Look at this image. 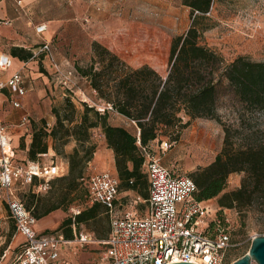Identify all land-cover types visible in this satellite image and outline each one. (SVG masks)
Instances as JSON below:
<instances>
[{
  "label": "trees",
  "instance_id": "16d2710c",
  "mask_svg": "<svg viewBox=\"0 0 264 264\" xmlns=\"http://www.w3.org/2000/svg\"><path fill=\"white\" fill-rule=\"evenodd\" d=\"M213 2L180 0L189 8L190 23L185 32L171 36L163 58L158 55L160 44L155 36L139 37L145 41L136 45L130 32L119 31L108 40L91 42L89 62L75 64L73 69L77 80L85 79L96 98L110 105L111 110L100 112L80 101L79 111L65 98L63 110H53L55 123L50 129L43 118L41 124L31 122L26 152L29 161H37L38 156L47 153L50 139L55 143L62 139L65 144L72 137L77 143L65 156L67 174L51 181L49 198L42 208L39 195L30 194V202L38 204L31 211L36 218L66 209L78 185L85 191L80 178L96 148L90 140L91 129L100 128L106 147L113 152L119 189H132L147 198L142 148L163 136L177 141L196 118L218 122L223 138L213 161L189 173L196 184L193 196L201 201L216 198L219 211L234 209L241 217L254 209L264 211V60L246 55L226 60L204 43V33L212 26L208 15ZM10 54L21 60L33 57L30 50L17 46ZM9 94L11 98L13 94ZM222 106L231 117L223 119ZM110 111L129 120L132 130L112 124ZM19 145L24 148V143ZM53 149L59 151L54 144ZM231 173L242 174L240 185L225 190ZM26 208L30 209L29 203ZM103 211L101 205L94 204L76 215L75 221H95ZM217 219L223 225V218ZM70 223L68 216L58 229L66 237L72 236ZM106 234L107 229L97 235Z\"/></svg>",
  "mask_w": 264,
  "mask_h": 264
},
{
  "label": "rangeland",
  "instance_id": "374dc122",
  "mask_svg": "<svg viewBox=\"0 0 264 264\" xmlns=\"http://www.w3.org/2000/svg\"><path fill=\"white\" fill-rule=\"evenodd\" d=\"M9 1L16 6L21 24L16 27L10 17L0 15V52L10 53L12 44L17 42V39L12 37L15 31L21 41H28L31 35L35 34L36 24L47 23L48 31L45 36L51 40L56 62L65 68H74L75 64L86 65L91 56V42L108 40L119 31L130 32L131 40L136 45L145 41L139 37L155 36L160 44L158 55L163 58L171 36L185 32L190 23L189 8L181 5L180 0H21V5L18 4V0ZM208 16L212 26L204 33V43L219 52L226 60H231L237 55L264 60V0H214ZM85 18L88 19L87 22H84ZM40 42L41 39L38 38V42L34 44L33 59L21 67L26 89L25 95L19 98L21 106L12 107L9 91L2 90L7 98L0 108V118L12 140L17 137L19 143H24V146L31 138V122L41 124L40 119L43 118L46 127L50 129L55 123L53 110L62 111L65 98H69L79 111L82 110L80 101L83 99L97 110L105 105L96 98V92L90 90L85 79L77 80L74 93L65 90L54 75L49 61L43 54L38 53ZM10 70L12 67L0 74L7 75ZM220 114L223 119L232 116L224 106L221 107ZM22 116H26L27 122L21 126L19 124ZM110 122L132 130L133 124L129 120L112 111ZM222 138L223 132L218 122L196 118L182 131L177 141L166 136L161 138L166 139L171 146L163 153H158L160 162L171 174L190 177V172L213 161L221 148ZM99 139L97 131L91 129L90 140L98 145ZM62 142V139H58L56 143L51 141L59 151L42 154L38 156L37 161L43 163L52 161L60 168L68 169L65 156L77 143L72 137H68L65 144ZM16 149L17 158H23V152L20 151L23 148L19 145ZM155 151L157 152V149ZM94 169L99 168L93 164L92 169L88 170ZM241 176V173H231L227 178L225 190L238 187ZM134 193L138 194L136 191L131 192ZM16 194L26 206L27 203H32L29 197L31 193L26 188L18 187ZM48 194L49 191L39 194L41 208L49 198ZM84 195L85 191L78 185L77 194L70 195L73 198L71 204L66 209L51 212V231L61 228L62 220L69 216L70 206L82 203ZM210 203L215 217L223 218V226L230 233L232 246L227 250V261L231 263L247 252L254 236L264 235V211L254 209L241 217L234 209L219 211L216 198H211ZM141 204L143 207L144 203ZM37 207L38 204L35 203L34 210ZM82 224L87 230L94 231L96 239H99L105 237H99L97 234L108 227L109 219L107 214L101 213L95 221ZM15 235V224L9 215L8 205L2 200L0 264H14L19 245L21 247V243L19 244L21 237ZM102 248L103 244L99 242L92 252L97 256Z\"/></svg>",
  "mask_w": 264,
  "mask_h": 264
},
{
  "label": "built area",
  "instance_id": "2783aa9c",
  "mask_svg": "<svg viewBox=\"0 0 264 264\" xmlns=\"http://www.w3.org/2000/svg\"><path fill=\"white\" fill-rule=\"evenodd\" d=\"M87 21L85 18L84 22ZM46 30V23L35 26L39 34ZM38 53L49 61L65 90L77 88L74 69L56 62L50 41L43 40ZM12 65L9 54L0 52V71L9 70ZM21 69H15L5 80L0 79V91L9 89L13 94L10 102L15 108L21 106L19 98L26 93ZM81 101L88 103L86 99ZM104 109L111 110V106L103 105L98 111ZM21 122H27L26 116ZM170 146L166 139H161L142 148L143 171L148 183L146 199L129 194L123 199L119 196L116 175L108 170L90 172L80 178L86 189L84 200L69 208L72 236L66 237L61 230L38 233L35 216L16 191L18 187L29 186L36 193L47 192L51 181L63 175L64 169L52 161L16 162L10 135L0 118V190L16 231L24 237L15 264H77L75 257L78 253L96 242H101L103 248L90 264H230L227 250L232 242L227 228L215 217L206 201L193 196L196 184L189 176L171 174L160 162L158 153H163ZM141 202L146 204L144 215H140L137 209ZM94 204L103 206L109 219L108 235L101 240L96 239L93 232L79 229L75 221L76 215ZM64 250H68L69 255Z\"/></svg>",
  "mask_w": 264,
  "mask_h": 264
},
{
  "label": "crops",
  "instance_id": "0c3cea01",
  "mask_svg": "<svg viewBox=\"0 0 264 264\" xmlns=\"http://www.w3.org/2000/svg\"><path fill=\"white\" fill-rule=\"evenodd\" d=\"M19 5H21V4H19ZM0 15H2V16H8V17H10L11 19H12V23L14 24V26H18V25H20L21 24V20H20V16H17V12H16V6L11 2V1H7V0H0ZM39 24V23H38ZM47 24V23H46ZM37 25V24H36ZM35 25V26H36ZM35 26H34V31H35ZM47 31H48V26H47V30L45 31V32H43V33H41V34H39V33H37L36 31H35V34H32L31 35V38L30 39H28V41L27 40H24V41H21V39L18 37V35H17V33H16V31H15V33L13 34V39H17V42H14L13 44H12V48L13 47H15V46H17V47H23V48H25L26 50H30L33 54H34V50H35V47H34V44L35 43H37L38 42V38L39 39H41V42L43 41V40H48V41H50L51 42V40L50 39H47L46 38V36H45V34L47 33ZM37 38H36V37ZM11 37V36H10ZM40 42V43H41ZM11 48V49H12ZM4 52V51H3ZM5 53H7V54H9V56L12 58V62H13V65H12V70H10L9 72H7V75H2L3 73L0 71V73H2V74H0V79H7L11 74H12V72L15 70V69H18V68H20V67H22L23 66V64H28L29 62V60L30 59H33V57L32 58H30V59H27V60H21V59H19L18 57H14V56H12L10 53H8V52H5ZM20 64H21V66H20ZM10 69V68H9ZM7 90V89H6ZM9 90V89H8ZM0 95H2V97H0V108L2 107V105H3V101L5 100V98H7V96L3 93V91H0ZM13 96V95H12ZM13 107V106H12ZM15 108V107H14ZM23 117V116H22ZM22 117H21V119H22ZM19 125H24L22 122H20V124ZM18 125V126H19ZM95 131H97V133L99 134V142H98V145H96V148H97V151H94V153H93V156H92V158H91V160L87 163V165L85 166V168H84V172H83V175L82 176H86L88 173H90V172H96V171H105V170H108V171H110L112 174H114V175H116V169H115V164H114V157H113V152H112V150L111 149H109V148H107L106 147V142H105V138H104V135L102 134V132H101V130H100V128H95ZM10 138H11V136H10ZM19 138V137H18ZM30 141H31V138L30 139H28V142L25 144V146H24V148L22 149V150H20V151H22L23 152V158H17V155H15V152H17V147L19 146V139H17V137H14L13 138V140H12V138H11V146L13 147V149H14V155H15V160H16V162H18V163H21V162H24V161H29L28 159H26L25 157H27L26 156V152H27V149H28V145H29V143H30ZM51 141H52V143H53V140L52 139H50L49 141H48V150H47V153H54L55 152V150L53 149V144L51 143ZM75 141V140H74ZM95 143V142H94ZM155 143V141H153L152 142V145ZM96 144V143H95ZM96 148H95V150H96ZM99 148V149H98ZM47 153H45L44 155H46ZM39 162V161H38ZM41 163H43V162H41ZM93 164H95L96 165V167L97 168H99V169H94V171H90V170H88V169H92V166H93ZM68 165V164H67ZM63 169H65V171H64V173H63V175H65V174H67V172H68V169H66V168H64L63 167ZM83 183V182H82ZM24 188H26L27 189V191L29 192V193H31V194H35V195H39V194H43V193H36V192H34V190L31 188V187H27V186H25ZM134 190H132V189H126V190H123V189H119V196L121 197V198H125L124 196L126 195V194H129V195H131V196H139L141 199H146L145 198V196H143V195H141V194H136V193H134V194H131V192H133ZM144 191H146V193L148 194V184H147V187H146V189L144 190ZM45 193V192H44ZM85 193H86V189H85ZM28 195V194H27ZM27 195H26V198H27ZM121 195H123V196H121ZM143 196V198L141 197V196ZM148 196V195H147ZM0 201H5V199H4V196H3V193L1 192V190H0ZM84 197H85V195H84ZM2 199V200H1ZM143 199V200H144ZM23 202V201H22ZM206 202L211 206V199H208V200H206ZM24 203V202H23ZM35 200L30 204V209H28V210H30V212L32 211V209L34 208V205H35ZM141 203H143V202H141ZM141 203H139L138 205H137V209H138V211H139V214L140 215H144L145 213H146V204L144 203L143 205V207H141ZM7 204V203H6ZM8 205V204H7ZM25 205V204H24ZM26 206V205H25ZM102 208H103V212L102 213H105V209H104V207L103 206H101ZM212 207V206H211ZM9 208V207H8ZM212 209H213V207H212ZM10 215V214H9ZM36 218V217H35ZM12 219V218H11ZM83 224L82 223H79V226H78V228L80 229V228H84L83 226H82ZM35 229H36V231L38 232V233H48V232H51V211H49L47 214H45V215H43L42 217H40V218H36V222H35ZM84 229H86V228H84ZM107 229V234L105 235V237H107V235H108V232H109V225H108V227L106 228ZM87 230V229H86ZM15 231H16V229H15ZM88 231H90V230H88ZM91 232H93L94 233V231H91ZM95 235V234H94ZM15 236H19V238L21 237V240H20V242H19V244L21 243L22 244V242L24 241V237L22 236V234H20L19 232H17L16 231V235ZM105 237H103V238H99V240H101V239H104ZM95 238H96V236H95ZM97 245H99V243H92V244H89L84 250H82V251H80L79 253H78V255L75 257V261L77 262V264H90V262L92 261V259L96 256V253H94V252H92V250L93 249H95L96 248V246ZM20 252V245H19V251H18V253ZM66 255H69V251L68 250H64L63 251ZM18 253H17V255H18ZM17 255H16V257H17ZM16 259V258H15ZM15 261V260H14ZM14 264H15V262H14Z\"/></svg>",
  "mask_w": 264,
  "mask_h": 264
},
{
  "label": "water",
  "instance_id": "95a60500",
  "mask_svg": "<svg viewBox=\"0 0 264 264\" xmlns=\"http://www.w3.org/2000/svg\"><path fill=\"white\" fill-rule=\"evenodd\" d=\"M171 264H195L191 262H176ZM230 264H264V235H257L251 239L250 246L242 256Z\"/></svg>",
  "mask_w": 264,
  "mask_h": 264
}]
</instances>
